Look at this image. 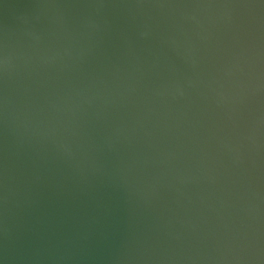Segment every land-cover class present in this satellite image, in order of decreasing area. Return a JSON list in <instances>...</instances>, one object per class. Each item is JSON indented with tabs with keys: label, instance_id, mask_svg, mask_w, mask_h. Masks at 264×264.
<instances>
[{
	"label": "water",
	"instance_id": "95a60500",
	"mask_svg": "<svg viewBox=\"0 0 264 264\" xmlns=\"http://www.w3.org/2000/svg\"><path fill=\"white\" fill-rule=\"evenodd\" d=\"M0 264H264V0H0Z\"/></svg>",
	"mask_w": 264,
	"mask_h": 264
}]
</instances>
